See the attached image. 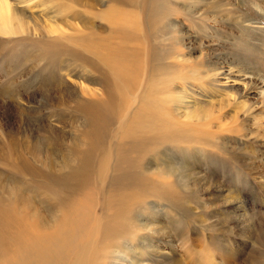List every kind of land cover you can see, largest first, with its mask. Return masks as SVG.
I'll return each mask as SVG.
<instances>
[{
	"label": "rangeland",
	"instance_id": "obj_1",
	"mask_svg": "<svg viewBox=\"0 0 264 264\" xmlns=\"http://www.w3.org/2000/svg\"><path fill=\"white\" fill-rule=\"evenodd\" d=\"M152 2L149 38L124 42L135 51L127 100L132 113L144 102L152 106L161 128L119 167L112 160L106 180L92 179L67 196L6 156V144L39 142L41 154L29 157L37 169L54 174L65 166L70 174L77 166L58 152L61 144L51 149L44 138L65 132L68 145L83 128L66 111L83 79L61 70L60 84L45 85L40 48L48 38L41 28L18 29L19 19L31 27L32 16L48 20L62 1L9 0L16 18L15 32L0 30V193L7 195L0 198L16 191L30 204L15 209L0 201V264L259 263L264 0ZM128 169L132 186L121 178Z\"/></svg>",
	"mask_w": 264,
	"mask_h": 264
},
{
	"label": "bare ground",
	"instance_id": "obj_2",
	"mask_svg": "<svg viewBox=\"0 0 264 264\" xmlns=\"http://www.w3.org/2000/svg\"><path fill=\"white\" fill-rule=\"evenodd\" d=\"M61 1L52 12L55 14L47 16L48 20L32 16L34 24L31 27L29 22L19 19L18 29L35 31L41 28L40 36L48 38L47 47L40 48L41 55L47 59L42 75L45 85L60 84L61 70L78 74L83 79L80 81V92L75 89L69 95L72 109H66L71 112L72 118L79 121L78 125L82 123L83 128L72 132L71 144L68 145L65 144V132L54 137L46 133L44 138L51 149L61 144L58 152H64L65 159H75L77 166L71 169L70 174L65 173V166L61 172L54 174L37 169L29 157H39L42 152L39 142L23 148L15 143L6 144V156L23 164L34 177H44L51 188L55 189L53 184H58L60 190H56L70 196L79 193L92 179L106 180L112 160L119 167L127 155L141 152L140 148L147 145L153 129H160L163 120L162 115L147 102L137 106L132 113L133 107L127 100L132 93L130 89H134L130 79L133 70L130 57L135 51L127 49L124 42L134 36L144 40L149 38L148 30L152 29L156 13L152 0ZM15 18L9 0H0V30L15 32ZM23 49L24 59L27 50ZM114 120L118 121L116 126L113 125ZM196 140L199 142L201 138L196 137ZM220 150L224 151L226 147L221 145ZM50 153L55 154L54 151ZM250 166L247 168L256 167ZM131 170L121 172V178L130 186L136 181ZM2 196L7 195L0 193ZM0 201L13 203L15 209L30 204L24 195L16 191L8 200L0 198ZM62 202L68 204L70 200L64 196ZM259 237L264 240V228L259 229ZM258 264H264V251L260 253Z\"/></svg>",
	"mask_w": 264,
	"mask_h": 264
}]
</instances>
